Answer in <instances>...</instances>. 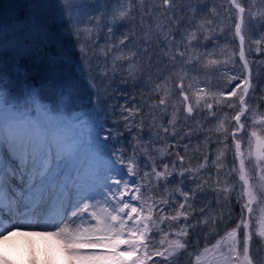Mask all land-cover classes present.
<instances>
[{
	"label": "snow or ice",
	"instance_id": "1",
	"mask_svg": "<svg viewBox=\"0 0 264 264\" xmlns=\"http://www.w3.org/2000/svg\"><path fill=\"white\" fill-rule=\"evenodd\" d=\"M135 4L0 0V244L40 237L65 264H264V95H256L264 88L253 74L264 60L248 58L264 53V7L222 0V16L207 0H162L164 13L145 8L137 24ZM119 28L127 30L117 35ZM137 36L143 47L134 51ZM229 40L233 51L217 55ZM98 48L105 59L120 53L112 67L123 59L135 83L139 53L149 64L153 55L168 62L162 71L169 76L158 74L152 88L158 103L144 102L147 139L144 106L107 104L95 82L87 85L95 102L83 110L76 69L91 64L89 52ZM173 74L175 91L162 88ZM211 77L226 87L214 91ZM177 93L183 111L173 105L169 118V97ZM117 109L119 119L109 123ZM157 114L166 125L157 126ZM200 135L208 151L194 167L188 152ZM209 192L214 199L198 206ZM233 194L239 213L229 208L226 219ZM0 264L12 262L0 253Z\"/></svg>",
	"mask_w": 264,
	"mask_h": 264
},
{
	"label": "rangeland",
	"instance_id": "2",
	"mask_svg": "<svg viewBox=\"0 0 264 264\" xmlns=\"http://www.w3.org/2000/svg\"><path fill=\"white\" fill-rule=\"evenodd\" d=\"M89 2H94V0H89ZM142 2H144V0H136V4H135V10L136 8H142ZM222 3V0H218V6ZM162 5V3H161ZM257 6L258 7H264V5H260V0H257ZM160 9L162 10H157L154 13H156L155 16H160L162 13L165 12V8L163 6H160ZM218 11L221 13V15L223 16V9H220L218 7ZM136 13V11H135ZM137 17V16H136ZM146 20H145V25L146 24ZM136 23L138 24V20H136ZM228 23H230V21H227L226 19L224 20L223 24L221 25L226 26ZM130 28H133L134 25L130 24L129 25ZM127 29L124 28H119L117 31V35H119L120 31H125ZM137 31V29H135ZM105 35H106V30L104 32H101L100 34V39H99V44L101 45H105ZM229 36H231V34H228ZM253 39H255L256 37L253 36ZM71 41L72 44H75V39L72 36H67L66 37V42ZM235 44L238 45V40L235 41ZM133 45H135L136 47H143L142 45L139 44V36H137L131 44H129V48H133ZM89 47H91V45H88ZM223 48H227L228 52H232L233 51V43L231 40H229V43L225 44L223 42L218 44V55L220 54V49ZM133 50L135 51V48H133ZM236 51L238 52V48L236 49ZM124 54L125 55H130V53L128 52L127 49L124 50ZM151 54V53H150ZM120 55V53L118 52H114L112 54H109V56L107 57V59H105V53L102 49H94V52H89V59L92 60L91 64H88L87 62H85L83 65H81L80 68L76 69V76L78 77L80 83H81V92L83 94V105H84V111L88 110V104H89V100L91 99V101L94 103L95 102V95H94V88H88L87 85L91 84L93 82H95V84H99L100 85V94H101V99L102 101H106L107 104H125V102L127 101L129 104L131 103H136L139 105L144 106L145 108V116H144V132H145V139H147V132H148V128L149 125L151 123V118L149 117V109L147 108V106L144 104L145 101H147L148 104H157L158 100L155 98V92L152 91L153 85L157 82H159L157 80V76L158 74L155 71L161 72L162 76L164 77H168L169 76V72L168 71H162L165 67V64H167L168 62L165 60L163 63L160 62L159 58L155 55L152 56V64L148 63V56L144 55L143 53H139L137 56V60H136V70H137V80H139V83H135L134 81H132L131 79L128 78V65L125 61H123V59L116 61L117 63V67H112L113 65V58L115 56ZM221 59H223L224 57L221 56ZM250 61H260V60H264V53L261 54H253L251 56L248 57ZM78 59H77V63H78ZM107 64V68H104V65ZM123 64V67H120L119 65ZM100 65V69L99 71H107L108 75L107 77H99L98 71L96 70V66ZM237 67H239V62H238V55H237ZM88 68H92L93 71L89 72L87 69ZM259 73V81H260V87L264 88V66H261L260 68H256L255 66H253V74H254V79L256 78V74ZM191 75V74H190ZM93 78H96L95 81H93ZM201 78H204L203 75L201 76ZM127 81V82H126ZM211 87L214 91L225 88V82L223 79L221 78H217V77H211ZM176 80L174 81V79L169 78V80L166 81V83L162 84V88H166L168 90L171 91H175L174 89V84H175ZM189 82L188 79L185 80V84H187ZM105 89H107V91H105ZM164 93L162 92L161 95H163ZM257 96L260 95H264V93H262L261 91H257L256 93ZM149 97H152V99H149ZM134 98V99H133ZM173 105L175 106L176 109H179L180 112L182 113V107L180 104V99L178 97V93L176 95H172L169 97V106H168V114H169V118L173 112ZM105 106L104 103H101L97 110H99V108H103ZM79 114V113H77ZM222 116V113L220 114ZM102 118H103V114H102ZM113 119H119V109H117L116 115L115 116H110L109 117V123H111V121ZM137 119L139 120L140 117H137ZM155 120L157 122V126L160 125L161 122H163L165 125L167 123V120L164 119L163 121H161V117L159 114H157L155 116ZM179 124H178V131H180L181 133L186 132L187 128L184 126V116L183 114L180 115L179 117ZM188 125H192L193 127L196 126V120L193 119H189L187 121ZM214 124L211 125V127L214 128ZM119 127L122 129L123 128V123H121L119 125ZM171 130V129H170ZM203 132V129L201 130ZM126 139H130V137H127V134L125 136ZM153 139H155V137H153ZM213 139H215V136L213 135ZM204 141V135H200L199 137V141H197L196 139L192 140L191 146L189 148V152L188 155L192 156V165L195 167L198 164L199 158L200 156L208 151V147L207 145H205L203 143ZM199 144V147L201 149V151L199 153L195 152V149L197 147V145ZM117 147H119V145H117ZM157 147H163V145H157ZM212 148H215L216 145H212ZM112 149H110L111 151ZM126 151L128 153H131L132 149L131 147H128L126 149ZM181 154H183V149L181 148ZM160 153H156L155 154V158L158 159L159 158ZM171 159H176V157L173 155L171 157ZM172 186H170L171 188ZM234 196L235 194H233V204L231 205H225L223 207V211L225 213V218L227 219V211L229 208H232L233 212H234V217L235 215H238L239 213V205H236L234 202ZM214 199L212 193H208L206 199H202L200 201H198V206L200 203H207L208 200H212ZM221 211V208H216L215 212L219 213ZM225 230V226L221 225L220 226V231L223 232Z\"/></svg>",
	"mask_w": 264,
	"mask_h": 264
},
{
	"label": "bare ground",
	"instance_id": "3",
	"mask_svg": "<svg viewBox=\"0 0 264 264\" xmlns=\"http://www.w3.org/2000/svg\"><path fill=\"white\" fill-rule=\"evenodd\" d=\"M0 253L12 264H31L33 257L39 264H65L64 256L51 248V242L40 237H14L0 244Z\"/></svg>",
	"mask_w": 264,
	"mask_h": 264
},
{
	"label": "trees",
	"instance_id": "4",
	"mask_svg": "<svg viewBox=\"0 0 264 264\" xmlns=\"http://www.w3.org/2000/svg\"><path fill=\"white\" fill-rule=\"evenodd\" d=\"M207 2H208L209 7L217 6V10H218V0H207ZM161 3H162V0H144V2H142V8L137 7L135 10L136 11L135 15L137 16L138 23L140 21V17L142 14L145 16V18L147 17V13L144 12L145 8L151 10L152 15L155 16L156 15V13H154L155 11L162 10V9H160V6H162ZM185 3H187V0H185ZM167 11H168V14L171 15V10L169 9ZM146 24H147V22H146ZM137 31H138V29H137ZM217 55H218V46H217ZM155 72L159 75H162L161 72H158V71H155ZM171 77H172V79H174V81L177 79L174 74L171 75Z\"/></svg>",
	"mask_w": 264,
	"mask_h": 264
}]
</instances>
